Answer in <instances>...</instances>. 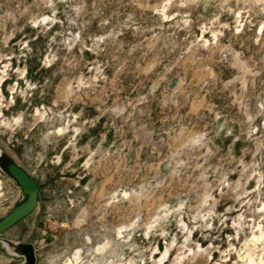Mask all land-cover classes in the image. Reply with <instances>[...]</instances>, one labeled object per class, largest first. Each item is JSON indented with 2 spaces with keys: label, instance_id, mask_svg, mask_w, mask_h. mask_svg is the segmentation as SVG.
<instances>
[{
  "label": "rangeland",
  "instance_id": "374dc122",
  "mask_svg": "<svg viewBox=\"0 0 264 264\" xmlns=\"http://www.w3.org/2000/svg\"><path fill=\"white\" fill-rule=\"evenodd\" d=\"M1 152L0 264H264V0H0Z\"/></svg>",
  "mask_w": 264,
  "mask_h": 264
},
{
  "label": "water",
  "instance_id": "95a60500",
  "mask_svg": "<svg viewBox=\"0 0 264 264\" xmlns=\"http://www.w3.org/2000/svg\"><path fill=\"white\" fill-rule=\"evenodd\" d=\"M0 167L21 188L22 198L17 201L12 209L0 216V239L6 231L26 219L38 207L40 193L44 184L39 183L24 167L7 153H0ZM8 251L16 256L24 257L23 264H36V247L33 243L15 242L3 239Z\"/></svg>",
  "mask_w": 264,
  "mask_h": 264
},
{
  "label": "crops",
  "instance_id": "0c3cea01",
  "mask_svg": "<svg viewBox=\"0 0 264 264\" xmlns=\"http://www.w3.org/2000/svg\"><path fill=\"white\" fill-rule=\"evenodd\" d=\"M1 240V239H0ZM7 250V249H6ZM7 254L10 255V256H16L15 254H12L10 253L8 250H7ZM13 258V257H12Z\"/></svg>",
  "mask_w": 264,
  "mask_h": 264
}]
</instances>
